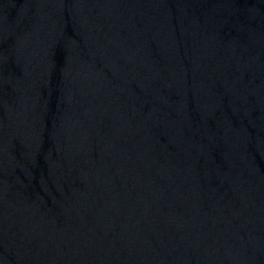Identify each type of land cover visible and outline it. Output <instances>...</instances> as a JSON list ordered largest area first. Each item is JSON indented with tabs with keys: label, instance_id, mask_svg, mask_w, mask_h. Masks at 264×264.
I'll return each mask as SVG.
<instances>
[{
	"label": "water",
	"instance_id": "1",
	"mask_svg": "<svg viewBox=\"0 0 264 264\" xmlns=\"http://www.w3.org/2000/svg\"><path fill=\"white\" fill-rule=\"evenodd\" d=\"M0 264H264V0H0Z\"/></svg>",
	"mask_w": 264,
	"mask_h": 264
}]
</instances>
